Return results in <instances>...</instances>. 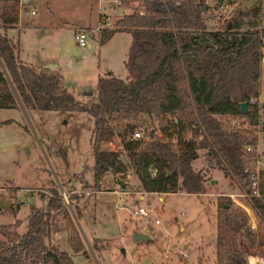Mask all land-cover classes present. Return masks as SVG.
Here are the masks:
<instances>
[{
  "label": "trees",
  "instance_id": "obj_1",
  "mask_svg": "<svg viewBox=\"0 0 264 264\" xmlns=\"http://www.w3.org/2000/svg\"><path fill=\"white\" fill-rule=\"evenodd\" d=\"M136 1L126 2L128 12L111 26L96 31L99 43L114 32L129 33L125 76L110 72L97 75L96 100L84 103L63 86L57 70L36 68L17 58V45L5 30L17 23L20 0H0V108H17L20 103L25 110L87 112L92 117L93 190H99L106 173L116 180L126 169L119 151L101 146L114 136L112 125L148 114L156 119L157 129H150L147 138L122 143L134 177L144 190L203 192V177L191 167V161L198 149H205L225 176L249 192L250 171L243 152L245 146L255 144L258 118L264 120V93L259 104L249 101L258 94L260 60L264 56V23H260L257 10H239L222 21L221 31H211L202 18L209 8L203 0ZM220 1L215 0V5ZM240 101L246 102L245 110L239 109ZM221 115L229 117L228 121H222L218 117ZM232 117L247 126L230 123ZM6 122L10 120L2 121ZM170 137L176 138L175 143ZM259 183L260 196H245L253 213L264 223L262 172ZM81 196L73 191L66 195L79 226L77 201ZM216 206L214 264H245L236 234L244 233L246 214L226 195L217 197ZM62 220L68 228L71 251L86 253L52 179L45 205L30 208L23 232L15 229L18 220L0 224V264H73L70 254L51 242V234Z\"/></svg>",
  "mask_w": 264,
  "mask_h": 264
},
{
  "label": "rangeland",
  "instance_id": "obj_2",
  "mask_svg": "<svg viewBox=\"0 0 264 264\" xmlns=\"http://www.w3.org/2000/svg\"><path fill=\"white\" fill-rule=\"evenodd\" d=\"M126 2L137 3L136 0L49 1L53 13L58 12V20L63 22L62 27L47 30L30 28V31L20 34V44L15 34L13 42L18 44V59L29 64L38 62L48 68L56 63L55 70L63 76V86L72 92L76 100L84 103L95 101L97 75L111 70L118 76L125 74V68L119 52L115 56L110 55L111 42L104 41L102 44H105L98 46L96 31L99 26H82L87 30L86 45L79 46L72 36V22L83 19L93 24L100 8V12H105L107 17L104 26H111L123 12L130 10ZM244 4L248 8L259 9L264 22V0H246ZM208 5L203 14L205 27L221 31L222 21L231 15L233 9H219L215 1H210ZM221 10L224 15L219 14ZM116 37L122 40L124 34ZM263 65L264 57H261L258 91L261 100L264 93ZM20 106L0 108V185L8 187L0 193V224H13L18 220L15 229L23 232L30 208L45 205L53 179L56 186L60 185L59 182L62 184L65 196L67 191L82 193L77 205L83 235L89 240L86 253L71 251L67 241L68 228L63 220L51 234V242L58 249L66 250L73 264H214L217 197L226 195L233 205L243 209L247 217L248 229H244L247 235L243 232L236 234V245L241 255L245 258L247 254L264 251V223L252 210L242 205L246 204L247 198L244 190L223 174L205 154V149H198L196 158L191 161V167L203 177V192L144 195L139 203L150 211L147 217L129 216L123 210L114 208L117 195L113 190L117 185L125 181L138 183L122 150V143L132 138L133 130L144 132L146 137L150 129H157L156 119L151 115L140 114L135 120L118 121L112 125L114 136L103 141L101 146L119 151L126 169L116 180L106 173L99 182V190H93L92 117L82 111L41 110L33 113ZM218 117L225 122L229 119L222 115ZM5 119L10 122L2 123ZM237 121L238 125L247 126L240 122L241 119ZM243 154L250 172L257 169L264 174V141L261 137L256 139L255 144L245 146ZM83 183L90 186H83ZM125 200L131 201V197ZM153 218H158L159 222L154 223ZM133 232L145 233L147 237L133 241Z\"/></svg>",
  "mask_w": 264,
  "mask_h": 264
},
{
  "label": "crops",
  "instance_id": "obj_3",
  "mask_svg": "<svg viewBox=\"0 0 264 264\" xmlns=\"http://www.w3.org/2000/svg\"><path fill=\"white\" fill-rule=\"evenodd\" d=\"M49 1L51 3L52 0H20L18 21L15 25L6 28V30H5L6 35L9 38H11L12 41H14L13 38L15 37V34H16V37H17L16 41L18 44H20V34L25 33L27 30L30 31L31 30L30 28H33V30H38V29L47 30V29H50V27L61 28L62 23H63V22H61L62 18H59L61 21L58 20V12L53 13L52 8H50V4H48ZM96 1H98V0H96ZM100 1H103V0H100ZM245 1L246 0H221L218 4L221 3L223 6L228 8V10L232 8L233 10H232V13L230 16L235 15L239 10H245V11L257 10L258 19L262 23H264L261 19V13H260L259 9L252 8V7H249V8L246 7V5L244 4ZM119 9L120 8H118V10ZM102 16H105V17H103L105 22L99 25L98 20ZM202 18L204 21V15L202 16ZM73 21L74 22H72V36H73V29H74V27H76V25H81V26L91 27V28L96 27V26L106 27L104 25L107 23V17H106L105 12L104 13L100 12V8H99L97 11L95 23L90 24V21L83 20V19L73 20ZM89 31L94 32L92 30H89ZM120 34H124V37H122V40L118 39V37H116V36H119ZM128 35H129V33L127 31H117V32H114L112 34V36L107 41H105V43L111 42L110 45L112 46V52L110 55L115 56L119 52L120 58H122V63H124V60L126 57L127 47H128L129 41H130V35H129V37H128ZM96 42H97L98 46H100L102 44V43L100 44L97 41V39H96ZM105 43H103V44H105ZM18 44H16L17 48H18ZM87 45H89V43H87ZM109 51H108V53H109ZM108 53H106V54H108ZM35 63L36 64H34V63L33 64L35 65L34 67H36V68L44 67L43 66L44 64H40L38 62H35ZM55 67H57L56 63L51 64V68L55 69ZM108 72L112 73L111 70H109ZM125 74H126V72H125ZM125 74L124 73L119 74L118 76L124 77ZM62 78H63V76H62ZM19 108H21V107H19ZM22 109L25 110L23 107H22ZM30 110L33 111L32 109H30ZM33 113H35V112L33 111ZM6 123H9V122H6ZM6 123H4V124H6ZM81 231H82V229H81Z\"/></svg>",
  "mask_w": 264,
  "mask_h": 264
},
{
  "label": "built area",
  "instance_id": "obj_4",
  "mask_svg": "<svg viewBox=\"0 0 264 264\" xmlns=\"http://www.w3.org/2000/svg\"><path fill=\"white\" fill-rule=\"evenodd\" d=\"M109 2H117V1H126V0H105ZM205 3H210V1H215V0H203ZM219 9H224L225 6H223L221 3L218 4ZM219 14H223V11L219 12ZM224 15V14H223ZM100 24L104 23L105 20L104 18L99 19ZM86 32L87 30L82 27V26H76L73 29V38L75 42L79 46H85L86 45ZM264 57V56H263ZM250 102H256L259 104L261 101L260 95L257 94L255 97H251L249 99ZM259 106V105H258ZM259 113V110H257ZM238 119L235 117L230 118V123L232 124H237ZM264 127V120L259 119L257 120V123L254 126L255 129V135L256 139L260 138V134L262 132V129ZM132 138H147L145 137V133L140 131V130H133L131 132ZM255 139V141H256ZM169 140L172 143H175L176 138L175 137H170ZM249 148V147H247ZM150 172L153 174L154 169L150 168ZM249 178H250V183H249V192H244V194H250V195H255V196H260V172L256 169L254 172L249 173ZM126 184V185H125ZM8 187L0 185V193H4ZM116 195V201L114 202V208L117 210H123L125 213L129 214V216H136V217H147L149 215V210L147 207L144 205H141L139 201L143 199L144 195L147 194H155L158 193L157 191H146L144 190L138 183L137 185L129 183V181L122 182L121 184L117 185V188L113 190ZM131 197V201L128 200L126 201L125 199ZM133 199V200H132ZM246 204H242L246 207V209L251 210L250 205L245 202ZM154 223H158L159 220L158 218H153ZM87 245L86 247L88 248V242L86 241ZM245 264H264V251L261 252H255L252 254H247L245 256Z\"/></svg>",
  "mask_w": 264,
  "mask_h": 264
},
{
  "label": "water",
  "instance_id": "obj_5",
  "mask_svg": "<svg viewBox=\"0 0 264 264\" xmlns=\"http://www.w3.org/2000/svg\"><path fill=\"white\" fill-rule=\"evenodd\" d=\"M12 91H13V90H12ZM13 92H14V91H13ZM88 93H89V92H88ZM18 105H20V103H18ZM238 105H239V109H240V110H245V109H246V102H245V101H240V102L238 103ZM20 107H21V106H20ZM21 108H22V107H21ZM260 137H261V139L264 141V127H263V129H262V132H261V134H260ZM57 187H58V189H59V191H60V193H61V195H62V197H63V199H64L65 205L67 206V208H68V210H69V212H70V215L72 216V218H73V220H74V222H75V225H76V227H77V229H78V231H79V233H80V235H81V237H82V239H83L85 245H87L86 240H85V236L83 235V232L81 231V228H80V226H79V224H78V222H77V220H76V218H75V216H74V214H73V211H72V209L70 208V205H69V203H68V201H67V198H66L65 194H64V193L62 192V190H61V186L58 185ZM244 229L247 230L248 227L245 226ZM144 230H147V228H145ZM146 237H147V235H146L145 233H141V232H133V233H132V240H133V241H136V240H139V239H146ZM91 255H92V254H91Z\"/></svg>",
  "mask_w": 264,
  "mask_h": 264
},
{
  "label": "flooded vegetation",
  "instance_id": "obj_6",
  "mask_svg": "<svg viewBox=\"0 0 264 264\" xmlns=\"http://www.w3.org/2000/svg\"><path fill=\"white\" fill-rule=\"evenodd\" d=\"M131 236H132V233H131ZM132 240V239H131Z\"/></svg>",
  "mask_w": 264,
  "mask_h": 264
},
{
  "label": "bare ground",
  "instance_id": "obj_7",
  "mask_svg": "<svg viewBox=\"0 0 264 264\" xmlns=\"http://www.w3.org/2000/svg\"><path fill=\"white\" fill-rule=\"evenodd\" d=\"M256 222V221H255Z\"/></svg>",
  "mask_w": 264,
  "mask_h": 264
}]
</instances>
